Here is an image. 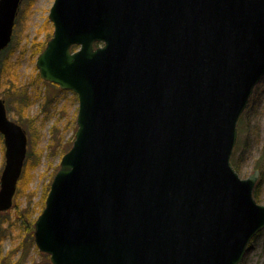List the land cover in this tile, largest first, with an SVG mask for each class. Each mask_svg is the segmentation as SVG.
Listing matches in <instances>:
<instances>
[{"label": "water", "instance_id": "95a60500", "mask_svg": "<svg viewBox=\"0 0 264 264\" xmlns=\"http://www.w3.org/2000/svg\"><path fill=\"white\" fill-rule=\"evenodd\" d=\"M22 0H0V53ZM43 80L78 95V129L34 238L52 264H241L264 230L256 170L232 164L264 78V0H55ZM78 49L73 51V47ZM12 208L27 134L0 93Z\"/></svg>", "mask_w": 264, "mask_h": 264}, {"label": "rangeland", "instance_id": "374dc122", "mask_svg": "<svg viewBox=\"0 0 264 264\" xmlns=\"http://www.w3.org/2000/svg\"><path fill=\"white\" fill-rule=\"evenodd\" d=\"M54 1L23 0L14 27L12 48L0 54V91L6 105L3 93L6 95L12 82L19 87L26 86L30 97L24 108L11 105V111L8 110L11 120L21 119L24 123L21 126L27 134L26 162L29 161L30 168L27 174L23 171L18 182L13 208L0 214V263L9 257V264H52L50 256L41 252L34 237L31 238L30 222L45 206L47 187L62 158L59 153L68 148L75 137L79 111V100L73 92L55 90L43 82L37 67L38 56L34 54V41L44 42L53 34L49 14ZM10 68L14 70L13 75H8ZM47 98H53L51 103L47 104ZM238 127L239 149L236 150L242 149L239 174L241 178H248L256 169L260 170L257 185L261 191L260 203L264 204V80L256 88ZM238 154H234V160L238 159ZM5 163L4 139L0 135V177ZM241 264H264V231L251 242Z\"/></svg>", "mask_w": 264, "mask_h": 264}, {"label": "trees", "instance_id": "16d2710c", "mask_svg": "<svg viewBox=\"0 0 264 264\" xmlns=\"http://www.w3.org/2000/svg\"><path fill=\"white\" fill-rule=\"evenodd\" d=\"M20 16V15H19ZM19 18V17H18ZM52 36H49L44 42H37V41H34V54H36L37 56L44 50V48L46 47V44H47V41L51 38ZM12 43V42H11ZM9 47L10 48H12L11 47V44L9 45ZM8 47V48H9ZM7 48V49H8ZM3 71H4V68H3ZM1 74V73H0ZM14 74V70L12 69V68H10L9 70H8V75H13ZM0 78H1V75H0ZM37 79L38 80H40V77H39V75L37 74ZM45 84H47V85H50L51 87H54L55 88V90H58L59 89V87L57 86V85H55V84H52V83H49V82H45V81H43ZM0 85H1V82H0ZM12 87V88H11ZM11 91L13 92V93H11ZM2 94V93H1ZM54 93L53 92H51V96L53 95ZM3 95L6 97V100H7V103H8V105H7V107H8V110H10L9 108H11V105H16L17 107H18V109L20 108V107H22V108H24L25 106H27L28 105V101H29V99H30V97L28 96L29 94H28V89H27V87L26 86H22V87H19V86H16V85H14V83L12 82L11 83V86H9L8 88H7V92H6V95L3 93ZM48 100H47V104L51 101V99L53 100V98H47ZM51 103V102H50ZM20 106V107H19ZM11 111V110H10ZM24 111V110H23ZM17 123H19L20 125L22 124V125H24V123L21 121V119L19 120V121H16ZM27 126V125H26ZM30 127V126H29ZM77 130V127H76V129H75V131ZM74 140V139H73ZM72 144H73V141H72V143L69 145V147L68 148H63L61 151H60V156L62 157L70 148H71V146H72ZM236 148H238V147H236ZM239 149V148H238ZM236 150L235 151V153H239L238 154V159H236V160H234V158H233V165H234V167L236 168V170L239 172V168H240V159L242 158V149H241V151L240 150ZM28 163H29V161L28 162H26L25 163V166H24V172H25V170H26V174L29 172V166H27L28 165ZM256 168H260L259 166H255ZM58 168H59V164H57L56 166H55V168H54V171H53V175H52V178L54 177V175L56 174V172H57V170H58ZM23 175H24V173H23ZM49 189H50V183H49V185H48V187H47V191H46V193H45V198H46V196H47V194H48V192H49ZM260 188H259V185H257V187H256V189H255V191H254V196H255V198H256V200L258 201V202H260V200H261V191L259 190ZM25 217V216H24ZM30 218H32V217H30ZM34 222H35V220H33V221H31L30 223H31V238L33 239V225H34ZM25 225H26V223H25ZM0 228H2V225L0 224ZM9 257H5L4 259H3V263L1 262L0 264H9V263H7L8 261H9ZM17 264H19V263H17Z\"/></svg>", "mask_w": 264, "mask_h": 264}]
</instances>
